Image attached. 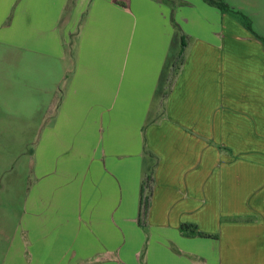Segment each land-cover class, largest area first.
I'll list each match as a JSON object with an SVG mask.
<instances>
[{
    "label": "crops",
    "instance_id": "obj_1",
    "mask_svg": "<svg viewBox=\"0 0 264 264\" xmlns=\"http://www.w3.org/2000/svg\"><path fill=\"white\" fill-rule=\"evenodd\" d=\"M171 15L190 38L162 98ZM241 26L205 0H0V128L30 145L0 151V264H264V43Z\"/></svg>",
    "mask_w": 264,
    "mask_h": 264
},
{
    "label": "trees",
    "instance_id": "obj_2",
    "mask_svg": "<svg viewBox=\"0 0 264 264\" xmlns=\"http://www.w3.org/2000/svg\"><path fill=\"white\" fill-rule=\"evenodd\" d=\"M210 4L217 6L221 11L229 12L241 17V21L244 26L250 30L255 36L261 39L264 43V36L257 33L251 23L250 17L245 12L241 11L240 9L235 8L233 5L228 3L225 0H205ZM73 2V0H69V4ZM171 21L174 27V36L171 41V47L169 56L167 61L165 62V67L163 68V79L165 81V89L162 92V98L166 97V93L169 90V86L174 79V75L180 71L182 62L185 58L186 48L188 45V40L190 35L183 31L180 27L178 22L174 19V16L171 15ZM154 183V176L151 171L146 172L142 179V187H141V197H140V205H139V214H138V221L139 224L143 225L146 222V217L149 209L150 198L152 194ZM181 228H191L197 234L206 235L208 233L203 232L195 228V226L191 225L190 223H182Z\"/></svg>",
    "mask_w": 264,
    "mask_h": 264
},
{
    "label": "rangeland",
    "instance_id": "obj_3",
    "mask_svg": "<svg viewBox=\"0 0 264 264\" xmlns=\"http://www.w3.org/2000/svg\"><path fill=\"white\" fill-rule=\"evenodd\" d=\"M165 1H167L168 3H171L173 6V9L177 3L181 2V0H165ZM225 1L233 5L235 8L240 9L241 11L248 14L253 28L259 31L258 32L259 34L264 36V0H225ZM226 13H228L235 21H237V23L242 25L241 27L250 31L242 23L240 16H237L229 12H226ZM6 137H5L3 129L0 128V151H4V149L7 147L6 153H8V155L15 151H19L23 149L27 150V148L30 146V145H27L28 143H26V140L28 138L24 140L23 145H22L21 143L17 141H11V139H7ZM24 137H27V136H24ZM24 152L25 153H22L23 157L21 156L19 159L16 157L14 160L9 161L10 162L9 166L13 164L14 168H17V169H14V172L19 171L23 167V165L26 163L27 153L26 151Z\"/></svg>",
    "mask_w": 264,
    "mask_h": 264
}]
</instances>
